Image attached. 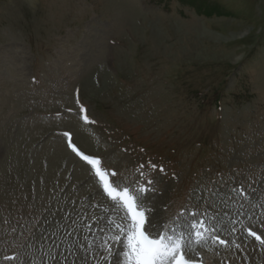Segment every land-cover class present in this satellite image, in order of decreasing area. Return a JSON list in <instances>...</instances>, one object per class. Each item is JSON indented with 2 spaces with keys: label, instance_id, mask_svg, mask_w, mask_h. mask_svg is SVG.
Segmentation results:
<instances>
[{
  "label": "rangeland",
  "instance_id": "obj_1",
  "mask_svg": "<svg viewBox=\"0 0 264 264\" xmlns=\"http://www.w3.org/2000/svg\"><path fill=\"white\" fill-rule=\"evenodd\" d=\"M66 133L152 189L150 233L195 213L197 264H264V0H0V264H87L127 223Z\"/></svg>",
  "mask_w": 264,
  "mask_h": 264
},
{
  "label": "snow or ice",
  "instance_id": "obj_2",
  "mask_svg": "<svg viewBox=\"0 0 264 264\" xmlns=\"http://www.w3.org/2000/svg\"><path fill=\"white\" fill-rule=\"evenodd\" d=\"M81 111H86L81 108ZM83 119L87 122L88 116L84 115ZM69 144L71 145L70 134ZM74 150L75 145H71ZM78 151V150H77ZM84 160L93 166L95 174L99 177L103 185L104 191L114 203H119L125 210L127 223L114 224L116 233L112 236V240L119 243L121 247L116 252V259L120 264H196L192 256L186 255L189 249L199 245L206 239L204 232L207 231L206 225L200 221L195 213L190 214L188 223L193 230L185 236L182 232L175 237L168 235L166 232H156L151 234L146 230V225L152 227L149 223L148 209L141 202V198L145 193L152 189L139 186L135 189L137 194H134L129 187L119 188L115 186L109 179V175L115 176L100 167L101 161L98 158L89 157L83 153H79ZM153 168L156 166L153 165ZM163 172V168H160ZM143 174V173H141ZM151 184V181H148ZM183 215V214H181ZM180 221H177L179 223ZM249 234L264 244V237H261L257 232L248 230ZM216 240L220 244L227 245V241L221 240L216 236ZM109 256L112 255L111 246L108 249Z\"/></svg>",
  "mask_w": 264,
  "mask_h": 264
},
{
  "label": "bare ground",
  "instance_id": "obj_3",
  "mask_svg": "<svg viewBox=\"0 0 264 264\" xmlns=\"http://www.w3.org/2000/svg\"><path fill=\"white\" fill-rule=\"evenodd\" d=\"M120 247H121V245L116 242L111 247L112 255L109 256L108 250L97 251V249H99V248L96 249V245L92 246L89 249L88 257L86 256L87 264H110L111 260H113L111 264H120V261L116 259V252ZM83 263H85V262H83Z\"/></svg>",
  "mask_w": 264,
  "mask_h": 264
}]
</instances>
